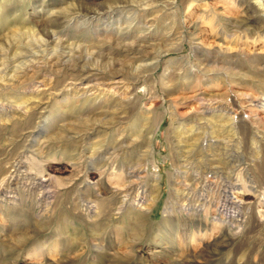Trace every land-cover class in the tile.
Returning a JSON list of instances; mask_svg holds the SVG:
<instances>
[{"label":"rangeland","instance_id":"1","mask_svg":"<svg viewBox=\"0 0 264 264\" xmlns=\"http://www.w3.org/2000/svg\"><path fill=\"white\" fill-rule=\"evenodd\" d=\"M111 1L0 0V51L17 27L39 36L55 25L53 41L73 46L65 49L70 55L76 46H101L116 61L57 77L50 68L37 74L31 65L42 67L40 54L32 53L17 74L0 75V264H111L116 253L134 256L131 264H264V7L256 0H124L110 9ZM88 9L101 16L71 19ZM116 79L133 89L131 112L110 88ZM93 86L100 91L88 92ZM216 102L232 105L224 111ZM104 139L106 148L130 146L105 155L103 166L89 155ZM124 157L132 165L143 160L133 178L113 162ZM27 176L53 197L31 189ZM130 180L154 198L147 226L131 224L130 211L120 217L122 202L140 206L135 193L122 197ZM224 190L242 208L239 217L219 209ZM86 196L93 213L99 197L116 198L107 229L125 238L143 233L132 251L118 239L113 247L108 237L95 241L98 231L87 224L96 213L79 206ZM9 209L50 224L28 228L5 217ZM59 219L67 226L52 253ZM22 227L30 229L25 246L5 241Z\"/></svg>","mask_w":264,"mask_h":264},{"label":"bare ground","instance_id":"2","mask_svg":"<svg viewBox=\"0 0 264 264\" xmlns=\"http://www.w3.org/2000/svg\"><path fill=\"white\" fill-rule=\"evenodd\" d=\"M117 1H120V2H117ZM123 1L124 0H115L113 2L112 1L108 2V4H109L108 8L111 9L112 6L115 5V3L116 4L119 3V5H120L121 3H123ZM155 1H161V0H155ZM170 1H172V0H170ZM256 2L258 3V6H261V8L264 7V0H256ZM78 12H80V11H77V13H73L74 15L70 16V17H72L71 19H83V18L86 19L87 18L89 20V19L96 17L95 15H99L98 13H95V12L91 13L89 9L83 13H78ZM99 16H101V15H99ZM249 19H251V18H249ZM255 21H256V23L261 22L260 19L255 20ZM58 31L59 30L57 28H55V25H51L48 28H45L41 32V35L36 36V35H32L33 34L32 31H30L27 28H24V27L15 28L14 31L11 32V34L16 39L15 40L8 39L9 41L7 42L5 48L1 49V51H0V75H2L1 78H3L8 73L17 74V71H19L22 68V66H24V63H22L23 60L27 59L28 57H30L32 59H33V57H37L32 53L40 54V56L37 58V63H41L42 67L39 66L40 64L38 65V67H35L36 64L31 65V68L35 69L37 74L40 73L41 70H43L42 68H50L51 72L53 74H55V76H57V77H59L60 74L61 75H68L67 77H71L72 75L79 74V72L83 71L86 68L85 67L86 65H90L91 67L96 65L97 68L100 67L103 69L104 68H108V69L113 68L116 61L113 59H108L105 55H103V52L100 51V50H102L101 46H99V48L97 49L96 52H92V51H89L87 49H81L80 46H76L75 50L72 51V55H70V53H69L70 51L66 52L65 49L66 48L71 49V47H73V46L69 45V47H68L67 45H64V43H61L60 41H53V37L58 34ZM23 36H25V37H23ZM33 45H35V46H33ZM50 47H52V49ZM21 48H22V50H21ZM27 49H30L31 52L28 53L27 51H23V50H27ZM73 52L78 53L76 55V57H74ZM157 54H159V57H160V52ZM8 56H10V57H8ZM47 56H49V57L47 58ZM104 58H107L105 62L102 61V60H104ZM81 61H84V67L79 66V63ZM100 62L102 65L100 64ZM102 62H104V63H102ZM52 66L56 67V68H58V67H60V68L57 70V72H54L51 68ZM111 72L113 74L121 75L120 72H122V71L121 70L113 71V69H112ZM36 79H38V78H36ZM117 80L118 79H116L114 82H112L110 84V88L113 89V94L119 93V94H122L124 96L123 100H122V108L124 109V112H131L133 110L132 102H127V98L129 96H131L130 91L133 89H130L129 85L124 84L123 81H117ZM32 82L36 83L39 87L40 86L45 87V85H44L45 80L44 81L35 80ZM134 84H135V82H134ZM87 90H88V92L100 91L95 86L91 87V89L87 88ZM216 103L218 104V107H220V109H222L224 111L229 110V108H231V105H232L231 102H230V104L227 102H221V103L216 102ZM34 104H35V106H37V103H34ZM38 104H39V102H38ZM126 107H128V111L126 110ZM21 112L22 111H20L17 108H16V110H14V113L17 114L18 119H21L24 117V113H21ZM29 122H30V119L25 117L24 124L29 123ZM112 129L113 128H111L110 130H112ZM108 137H111V135ZM105 142H106V139H104L103 144L94 145V147L92 148L91 153L89 155V158L92 160H96V161L101 160L100 163L103 166L106 165V162H105L106 159L104 160L105 155L110 156V154H113V153L120 154V155L125 154V153H127V148H129V146H130V145H126L124 141H121V142L117 141V143L111 144L110 146H108V148H106ZM131 144L133 146V144H135V143L132 142ZM67 145H69V147H72L73 143L68 141ZM133 147H135V146H133ZM137 147L138 146L136 145L135 148H137ZM137 152H138V150H137ZM146 155H147V149L143 150L142 152H138L137 156L145 158ZM113 162L114 163L117 162L118 165L119 164L122 165L121 167L123 168L124 172L126 173L128 179H130L131 177L133 178V176L136 174V172L140 168V165L143 162V160L139 159L137 162L138 163L137 165L129 164L126 157H124L123 160H120V162H118L116 160L115 161L113 160ZM10 166L12 168H14L13 164H11ZM15 168H16L15 169L16 173H20V169L22 168L21 161L16 162ZM27 180L29 181L28 186L31 189H36V190L38 189V190L42 191L41 193H42L44 199H50L53 197L52 192H50L48 189L49 186H45L38 179L33 178L32 176H27ZM132 193H135L134 198L138 199V203H140V206L138 209H132V208H130V205L124 204L121 201L122 203L120 204L121 205L120 206V217L122 218L125 213H129V211H130L131 215L134 216L133 222L131 224H134L137 227H142V225L147 226V223H144L145 222L144 217L146 216V210L149 208V206H150V204L154 198L151 197L150 199L147 200L146 191H142L141 193H139V189L136 188L134 186V183H132V181L130 180L128 187H126V190L122 193L123 194L122 197L124 199L130 198ZM222 193H223L222 199L220 200V202H218L219 209H221V212L228 214L231 218L239 217L240 214H242V211H243L242 208L229 198V195H227L228 192L226 190H224ZM88 198H91V197L86 196L83 199H81V204L79 206L82 207L84 209V211H86L87 213H93V211H92L93 206H89ZM96 201H97L96 202V212H94V213H96L95 218L92 220V223L87 224V225H91V227H93V229H96L95 230L96 232L98 231V233H96L94 236L95 241H99V240H102V239L108 237V244L110 247H113V245L115 244V243H113L114 240L118 239L119 241L121 240L120 243L122 244L121 246L124 249L125 248L131 249L132 245H135V244H137V242L141 241L140 239L143 238V235H144L143 233L141 235H137V236H136V234L135 235L134 234H130V235L128 234V236L125 238V236L124 235L122 236V233H120L118 231L117 227L107 229V224L109 223L108 217H110L109 215H110V212L112 211V207L116 201V198H114L113 196H111L110 198L109 197H107V198L106 197H102V198L99 197V200H96ZM169 205H170V203L168 204V206ZM76 207H78V204H76ZM9 211H10V213H6L5 217H7V218L16 217L17 219L22 220L25 223V225L28 226V228L30 226H31L30 228H33V227H36L39 225H41V228H44V227L49 226V224H50V219L43 221V223H38V220L36 218L34 219L33 217L27 218L26 216H13L12 215L13 211H11L10 209H9ZM79 216H74V217L72 216V217L74 219L76 218L79 220L82 218L81 216H80L81 218ZM59 217H60V215H59ZM60 219L58 222L55 221L57 224L56 225L57 228L54 231L55 236H56L54 238L55 241L52 242L54 245H51L53 247L52 253L54 252V250H56L59 247V245H60L59 241L62 239L60 232L63 228H65V225H66L65 223L61 222L62 220H60ZM19 220H18V222H19ZM28 228L22 227V231H20L18 234H12L11 238L6 239L5 241L11 242V244H14L15 246H19V247H22L23 245L25 246L26 245L25 244L26 235H27L26 233L28 230H30ZM99 232H101V234ZM43 243L44 242H42L40 245H43ZM43 247H45V246H43ZM131 251H132V249H131ZM100 255H102V254H100ZM100 255H99V257L102 258V256H100ZM134 258H135L134 256H132L128 253L124 254V255L116 253L114 255V259L112 260L111 264H131L132 263L131 261H133Z\"/></svg>","mask_w":264,"mask_h":264}]
</instances>
